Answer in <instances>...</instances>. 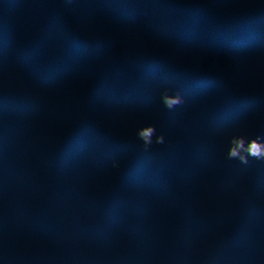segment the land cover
<instances>
[{"label":"trees","instance_id":"1","mask_svg":"<svg viewBox=\"0 0 264 264\" xmlns=\"http://www.w3.org/2000/svg\"><path fill=\"white\" fill-rule=\"evenodd\" d=\"M9 190L133 250L205 210L215 264H264V0H0L1 245Z\"/></svg>","mask_w":264,"mask_h":264},{"label":"rangeland","instance_id":"2","mask_svg":"<svg viewBox=\"0 0 264 264\" xmlns=\"http://www.w3.org/2000/svg\"><path fill=\"white\" fill-rule=\"evenodd\" d=\"M125 52L126 57H102L104 78L114 79L135 66L130 57L137 48L126 44ZM4 204L10 224L0 244V264H215L209 244L212 226L205 210L196 212L193 222L181 231L159 203L154 227L140 233L133 250L122 247L102 227L43 217L13 190L7 192ZM245 264H260V259L256 255Z\"/></svg>","mask_w":264,"mask_h":264}]
</instances>
